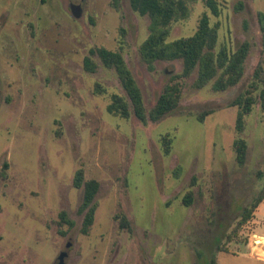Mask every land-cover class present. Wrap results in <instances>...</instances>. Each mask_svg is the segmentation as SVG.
Returning <instances> with one entry per match:
<instances>
[{
	"label": "rangeland",
	"instance_id": "obj_1",
	"mask_svg": "<svg viewBox=\"0 0 264 264\" xmlns=\"http://www.w3.org/2000/svg\"><path fill=\"white\" fill-rule=\"evenodd\" d=\"M111 1L0 0V264H59L62 253L63 264H209L219 243L228 252L216 254L217 264H247L237 253L251 250V234H264V221L251 218L226 239L264 184L257 176L264 172V109L254 89L264 88V0H214L218 16L208 0L189 1L191 15L174 24L172 38L191 36L208 13L220 25L219 47L249 44L244 75L224 91L212 83L195 88L196 72L176 80L177 110L145 123L107 111L110 95L124 91L97 56V72H86L85 57L95 48L120 52L147 112L182 62L150 70L139 54L149 18L129 0L119 10ZM96 83L106 94H96ZM250 88L256 102L238 135L239 108L230 104ZM238 137L248 143L243 166L235 160ZM79 169L100 184L87 235L78 212L83 190L73 185Z\"/></svg>",
	"mask_w": 264,
	"mask_h": 264
},
{
	"label": "trees",
	"instance_id": "obj_2",
	"mask_svg": "<svg viewBox=\"0 0 264 264\" xmlns=\"http://www.w3.org/2000/svg\"><path fill=\"white\" fill-rule=\"evenodd\" d=\"M190 0H129L131 9L142 17L149 18L148 35L139 48L141 60L150 70L154 69L157 62H182V73L173 76L174 83L168 85L159 96L155 106L147 112L141 88L138 85L127 61L120 52L111 51L106 48H95L85 57L83 66L86 72L96 73L99 64L94 60L97 56L101 65L107 70H113L119 81L124 94L114 93L110 95V103L107 111L117 117L130 119L132 116L145 123L147 119L158 122L165 116L174 113L179 105L181 97L180 84L176 80L189 78L196 72L194 87L202 89L212 83L216 91H224L238 84L245 69V63L250 52V46L243 42L237 49L230 51L226 47H219L220 25L212 24L208 13H204L194 33L189 37L172 38L175 23L187 20L191 15ZM112 6L119 10L120 0H112ZM208 5L215 16L220 14L218 5L214 0H208ZM262 30L264 31V14H260ZM264 85V82H263ZM253 88L247 90L231 102V106H238L239 111L236 118V131L242 134L245 130V116L251 112L256 102ZM259 91V100L264 109V88H254ZM96 94H106L100 83L95 84ZM207 113L199 117L200 122L204 120ZM161 141L165 156L172 152L170 136H163ZM235 160L238 166H243L247 160L248 143L238 137L234 140ZM6 166V165H5ZM7 167V166H6ZM258 178L264 182V172L257 173ZM73 185L76 189L83 190V200L79 207V213L83 215L81 232L88 234L94 223L95 212L99 206L97 195L100 184L97 180H85L83 169L75 172ZM192 192L188 191L184 200L189 199L191 203ZM264 199V184L251 205L244 210L241 221L232 232L227 234V241L231 242L239 229L254 215L256 209ZM187 206L189 202L185 201ZM60 218L63 222L74 227L75 222L68 219L66 213L62 212ZM128 223L121 220V227H127ZM228 252L226 247L216 244L212 251L209 264H217L216 254Z\"/></svg>",
	"mask_w": 264,
	"mask_h": 264
},
{
	"label": "crops",
	"instance_id": "obj_3",
	"mask_svg": "<svg viewBox=\"0 0 264 264\" xmlns=\"http://www.w3.org/2000/svg\"><path fill=\"white\" fill-rule=\"evenodd\" d=\"M252 220H253L252 222L254 224H257V223H260V222L264 221V199L260 203L258 208L256 209ZM255 233H257L260 236L264 237L263 233H258L256 231H255ZM260 253L264 254V251L263 252L260 251ZM237 254H239L240 256L244 257L247 264H255V263L256 264H264V256H262L260 254H255V253L251 252V250L250 251L246 250V252H239Z\"/></svg>",
	"mask_w": 264,
	"mask_h": 264
},
{
	"label": "built area",
	"instance_id": "obj_4",
	"mask_svg": "<svg viewBox=\"0 0 264 264\" xmlns=\"http://www.w3.org/2000/svg\"><path fill=\"white\" fill-rule=\"evenodd\" d=\"M264 237L253 233L251 234V239H250V246H251V252L255 254H259V251L264 250V242L262 241Z\"/></svg>",
	"mask_w": 264,
	"mask_h": 264
},
{
	"label": "water",
	"instance_id": "obj_5",
	"mask_svg": "<svg viewBox=\"0 0 264 264\" xmlns=\"http://www.w3.org/2000/svg\"><path fill=\"white\" fill-rule=\"evenodd\" d=\"M72 8H73V10H79L78 7L75 8V7L72 6ZM74 14H76V12H74ZM66 255H67L66 253H62L61 254L60 263L59 264H63V258L66 257Z\"/></svg>",
	"mask_w": 264,
	"mask_h": 264
},
{
	"label": "flooded vegetation",
	"instance_id": "obj_6",
	"mask_svg": "<svg viewBox=\"0 0 264 264\" xmlns=\"http://www.w3.org/2000/svg\"><path fill=\"white\" fill-rule=\"evenodd\" d=\"M31 25V24H30ZM31 27H33L32 25H31Z\"/></svg>",
	"mask_w": 264,
	"mask_h": 264
}]
</instances>
